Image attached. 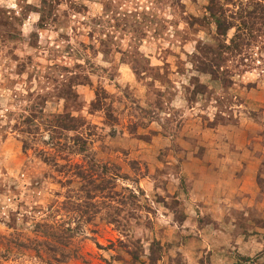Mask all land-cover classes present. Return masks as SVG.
Here are the masks:
<instances>
[{"label":"rangeland","instance_id":"1","mask_svg":"<svg viewBox=\"0 0 264 264\" xmlns=\"http://www.w3.org/2000/svg\"><path fill=\"white\" fill-rule=\"evenodd\" d=\"M0 264H264V0H3Z\"/></svg>","mask_w":264,"mask_h":264},{"label":"trees","instance_id":"2","mask_svg":"<svg viewBox=\"0 0 264 264\" xmlns=\"http://www.w3.org/2000/svg\"><path fill=\"white\" fill-rule=\"evenodd\" d=\"M216 27H217V30L219 31V35L222 36L224 35V30H222L221 26H220V22L218 20H216Z\"/></svg>","mask_w":264,"mask_h":264},{"label":"clouds","instance_id":"3","mask_svg":"<svg viewBox=\"0 0 264 264\" xmlns=\"http://www.w3.org/2000/svg\"><path fill=\"white\" fill-rule=\"evenodd\" d=\"M3 2V0H0V3H2ZM10 7H15V4L14 3H10V5H9Z\"/></svg>","mask_w":264,"mask_h":264}]
</instances>
